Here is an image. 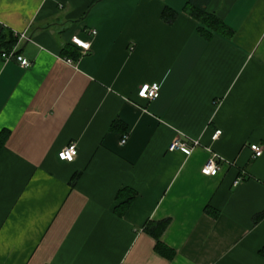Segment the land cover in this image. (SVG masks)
I'll use <instances>...</instances> for the list:
<instances>
[{"label": "crops", "instance_id": "1", "mask_svg": "<svg viewBox=\"0 0 264 264\" xmlns=\"http://www.w3.org/2000/svg\"><path fill=\"white\" fill-rule=\"evenodd\" d=\"M187 1L0 0L31 63L0 53V264H264V0H209L231 32L209 38ZM72 36L90 42L75 59Z\"/></svg>", "mask_w": 264, "mask_h": 264}, {"label": "built area", "instance_id": "2", "mask_svg": "<svg viewBox=\"0 0 264 264\" xmlns=\"http://www.w3.org/2000/svg\"><path fill=\"white\" fill-rule=\"evenodd\" d=\"M27 39L25 34L22 33L19 36V40ZM70 43L72 46L77 48L80 51L81 55H85L90 50V42L87 40H83L78 36H72L70 39ZM1 56L5 60H11L14 59L22 68H28L31 63L15 54V48H12L11 51L6 53H1ZM67 63H71V60H66ZM159 84H151V85H143L141 86L137 91V96L143 100H154L159 95ZM220 131L216 130L213 134V139H217L220 135ZM126 143V137H124L120 144L124 145ZM198 145V142L193 141H187V140H176L174 141L168 148L169 151L173 150H180L184 152L185 154H189L192 150V148L196 147ZM249 150L252 153V158H259L262 155L263 152V146H260L258 144H251L249 146ZM77 156V144L75 142H70L67 146L62 148L58 154L57 158L58 160L62 162H72ZM70 157V158H69ZM217 156L215 154H211L210 158L207 160V162L204 164V166L201 168V173L204 176H215L217 172L219 171V166L216 162Z\"/></svg>", "mask_w": 264, "mask_h": 264}, {"label": "trees", "instance_id": "3", "mask_svg": "<svg viewBox=\"0 0 264 264\" xmlns=\"http://www.w3.org/2000/svg\"><path fill=\"white\" fill-rule=\"evenodd\" d=\"M96 1V0H95ZM209 0H188L186 3L187 11L191 17L199 22L198 30L201 34H203L206 38H209L214 33L221 34L223 36L230 35V31L227 26L217 17L210 14L206 10V5ZM176 17V13L172 12L169 9H164L161 13V19L167 24L173 23ZM17 39L13 37L11 34L1 35L0 36V53H6L12 50L13 46L15 45ZM62 56L67 58H77L79 53L74 46L67 45L62 49ZM117 126V122L112 125L114 129ZM7 132L0 133V150L2 149L4 142L6 140ZM77 175H74L71 179L70 184L74 185L77 179ZM131 199H129L126 203H128ZM125 203V204H126ZM216 216L215 213H213ZM167 222L162 221L155 225H152L150 228L149 225L145 227V230L150 233V235L156 241V250L158 252H162L163 248L159 242V238L163 233L164 229L166 228Z\"/></svg>", "mask_w": 264, "mask_h": 264}, {"label": "snow or ice", "instance_id": "4", "mask_svg": "<svg viewBox=\"0 0 264 264\" xmlns=\"http://www.w3.org/2000/svg\"><path fill=\"white\" fill-rule=\"evenodd\" d=\"M70 158V157H69Z\"/></svg>", "mask_w": 264, "mask_h": 264}]
</instances>
